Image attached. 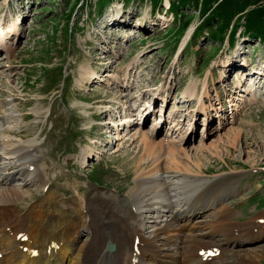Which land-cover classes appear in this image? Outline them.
<instances>
[{"label":"rangeland","instance_id":"374dc122","mask_svg":"<svg viewBox=\"0 0 264 264\" xmlns=\"http://www.w3.org/2000/svg\"><path fill=\"white\" fill-rule=\"evenodd\" d=\"M155 1L0 0V17L5 23L17 17L20 19L19 34L13 39L12 46L15 49L12 55L0 52V117L3 116L0 136L2 129L16 127L14 135L26 141L35 140L33 155L43 175L56 182L63 198L75 197L74 200L87 212L84 218L92 217V210L86 200L93 196V192L97 191L103 196L112 195L115 200L123 201L126 205L127 198L136 190H141V187L145 190L151 186L137 182L134 163L143 160V168L146 169L162 164L158 159L159 149L147 150L140 140L133 141V134L139 130L149 133L152 135L148 138L152 145L165 140L162 139L164 129L152 131L153 118L161 112L166 115L179 110L178 120L184 124L182 145L190 155L193 154V161L182 154L174 161L181 168L189 166L194 175L200 168L203 172L200 179L222 183L214 195H209L208 203H212L213 196L217 200L223 196L224 228H230L234 222L235 229H241L242 232L250 227L252 221L256 222L257 216L264 214V170L261 169L264 168V75L254 77L253 81L247 79V82L254 85L253 94L243 92L247 82L237 88L234 86L238 84V79H244V71L247 72L249 64L253 68L264 65V41L248 35L244 27L249 21L248 11L253 7H264V0H171L175 19L167 27L158 23V12L166 4L162 3L161 6L159 0L156 4ZM216 2L220 3L208 16L209 25H205L208 19L205 20L190 37L183 52L180 49L181 54L176 56L175 49L187 21H190V25H197L204 12ZM198 8L201 17L198 16ZM241 13L245 24L240 22L234 36L231 35V41L219 40L217 35L210 33L212 30H223L222 34H225L226 27L223 26L226 21ZM120 16L130 23L123 29L124 20H114V17ZM142 23L144 26L138 25ZM190 28L193 29V26ZM188 31L181 40L180 48ZM125 34L128 37H124ZM137 58H140L138 64H131L128 68L133 59ZM240 59L248 64L244 66L245 69L237 70L235 67L229 72L224 67L223 61L235 63ZM85 66L96 75L88 82L79 83L81 68ZM222 73H225L224 81H221ZM128 75L133 84L127 89L120 84ZM207 77L209 93L213 97L206 103L213 107L215 96L219 93L224 100L221 110L225 124L219 130L217 119L212 118L209 124L212 134L202 140L204 116H196L191 112L195 101L188 106V103L182 102L181 97L192 80L198 81L202 90ZM161 86L166 89L169 87V96L167 91L162 92L159 96H163V99L165 97L166 101L158 99L155 103L157 95L153 90ZM145 91L149 93L139 103L134 97ZM230 98L237 103V110L233 112L226 108V101ZM123 103L131 109L135 108L130 114H133L132 119L136 121L142 118L147 104H151L154 113L149 115L145 123L124 127L116 135L111 125L107 124L110 115L103 111V107L110 105L117 109ZM219 134L222 137L221 143L218 142ZM118 136L121 139L117 140ZM202 141L208 149L199 153L198 158L194 157V150ZM18 142L17 137H11L6 144L0 143V154L18 146ZM214 144L217 149L213 147ZM171 146L177 147V144ZM154 156H157L155 163L150 161ZM161 156L165 157L166 153L161 152ZM16 178L8 181L0 179V189L24 191L27 196L33 194L32 199L18 203L17 211L20 209L23 213L25 208L21 206L41 200L46 190L42 187L43 182L42 185L38 183L33 174L26 176L24 186L21 180L23 177L18 175ZM89 179H96L101 185ZM198 179V176L179 177L173 180L177 182L171 185L173 189L162 190L165 185L157 187L153 199L161 201L162 206L177 202L180 197L190 195L194 187L189 182ZM140 194L143 197L145 193ZM176 194L183 196L175 197ZM150 195L144 196V199ZM108 202L113 205L111 201ZM136 206L132 207L133 210ZM103 208L107 210L105 205ZM230 208L234 210V217L228 219L232 216ZM158 216L159 213L153 211L143 213L136 220L146 237L152 236L153 230L149 227L152 224L151 227L155 226L154 220H166L164 207L160 208L161 219ZM218 219L219 216L210 209L194 217L191 223L194 222L197 228L189 230L201 234L208 231ZM189 230L184 232L189 234ZM172 232L177 233L175 236L181 235L180 231ZM90 238L89 229H85L79 240L87 242ZM235 243L228 245L229 256L223 257L228 263L236 264L241 257L240 253L234 254L230 249L243 252L249 248L257 254L264 252V239L244 245ZM260 259L258 264H264V254Z\"/></svg>","mask_w":264,"mask_h":264},{"label":"bare ground","instance_id":"6f19581e","mask_svg":"<svg viewBox=\"0 0 264 264\" xmlns=\"http://www.w3.org/2000/svg\"><path fill=\"white\" fill-rule=\"evenodd\" d=\"M162 18L168 20V17L163 15ZM115 19L116 21H119V19L124 20L122 21L124 25L122 29L125 28L126 24H130L121 16L119 18L114 17V20ZM17 20H19V17L11 20L3 36L0 35V52H5L7 54L13 53L14 46H12V41L19 32ZM138 25L144 26L143 23ZM188 30L184 43L182 47L179 48V52L180 49L181 52L183 51L185 43L193 29L189 27ZM123 36L128 37L126 34ZM180 54L181 53H179V55ZM139 59H133L128 65V68L131 67V64H138V61H140ZM223 63L225 64H223L224 67L229 69V72L235 67H237L236 69L238 70L244 69V66H246L243 61L235 63L230 61V64L223 61ZM81 73L82 75L79 83L88 82L96 75L91 72L88 66L82 67ZM260 74H264V66L258 69L257 75ZM255 75V72L244 75V79H238V84L234 87L237 88L242 86L243 82L248 78H254ZM224 77L225 73H222L221 81H224ZM123 79V83L120 85L127 89L131 87L133 82L130 81L129 75L126 80L125 78ZM117 80L118 79H116V81ZM203 84L202 90H200L198 81L192 80L182 94V102L188 103L189 106L192 101H196V105L193 104L194 108L191 112L196 116L197 114H202V116H204V119L207 121L205 128L206 136H208L212 134L211 131H209V124L212 119L210 114L211 110L215 111L222 125L217 129L220 130L224 126L225 120L220 111L216 110L217 108L214 106L212 107V105L209 106L206 103L207 100L209 101L213 97L209 93L208 77ZM156 90H158V99H162L160 101L165 102L166 99L160 97L159 94L167 91L169 96V87L166 89L164 86H161ZM149 91L151 92L152 90ZM149 91H145L143 92L144 94H140L134 98L140 103L145 99ZM230 91L233 90L230 89ZM245 91L246 94L250 91L253 93V88L245 89ZM217 97L218 99L220 98L219 94ZM158 99L156 98L155 101L157 102ZM235 99L237 100V98ZM128 106L129 105L124 104L125 115L116 122H113L112 129H114L116 135H119L120 130L124 127L144 123L148 114L153 113L151 106L147 105L144 109L142 118L136 121L132 119L133 114H130L135 108L131 109L128 108ZM230 106H235L237 110V103H235L234 100H230ZM105 107L106 106L103 108ZM178 112L179 110L171 111L167 118H163L162 125L165 121H168V127L165 129L166 138L165 140L157 142V144L152 145L149 141L152 135L147 132L139 130L135 131L133 134L135 136L133 141L136 139L140 140L147 150L152 151L157 148L159 149L158 159L159 162L162 161V164H157L146 169L143 168V160H138V162L134 163L137 173V182L139 184L141 183V185L150 184L151 186L147 187L145 190H143L142 187L141 190H136L127 198L126 205L123 201L115 200L112 195L103 196L97 191V193L92 191L93 196L86 200V204L89 203L90 209L92 210V217L88 216L85 218L83 215L87 212L82 209L80 206L81 204L79 205L77 201L74 200L75 197L70 199L69 204L67 202L68 200L63 198L59 188L56 186L55 182L52 181V178L43 175L40 168H38V162L33 155L36 141L32 139L26 141L20 138V136L14 135L17 130L16 127L12 129L9 127L2 129L0 143L6 144L11 137H17L19 145L11 149L8 146L9 149H6L7 152L3 155L0 154L1 181L15 180L18 175H21V177H23L21 180L24 181V186L26 176L33 174V177L37 178L36 181L38 183L42 185L43 182V186H47L45 188V195L41 200H34L33 203L31 201L27 203L26 206H21V208H25L23 213L20 209V212L17 211L18 203L32 199L33 194L32 196H27L24 191L12 190L9 188L0 189V264H232L223 260L224 256H229L227 244H231L238 240L236 241L238 244L243 243L242 245H244V243L248 244L259 238H264V228L259 222L251 225V229L248 228L247 231H243L241 234L237 233V228L235 229L236 224L234 222L230 228H224L225 198L221 196L219 197L220 200H217V197L213 196L212 203H208L209 195H214L215 190L220 189L222 183L217 184V180L206 181L205 179H200V176L203 175L202 170L199 168L201 166L200 163V166H198L199 170L196 173L197 175L193 174L189 166H183L181 168L176 164L174 160L179 154L193 161V154L190 155L189 151H186L182 145L184 124L182 125L178 120ZM190 113L189 117L191 119ZM141 119H143V121H141ZM0 121L3 123V116L0 117ZM157 121L158 119L154 120L156 127L159 123ZM218 136V142L221 143L222 137L220 134ZM168 137H173V140L168 139ZM203 137H205L204 134L202 135V140ZM177 138L181 140L176 141L175 139ZM118 139H121V137L117 138V140ZM133 141L132 143H134ZM201 143L199 147L195 148L194 157H197L199 153H203L208 149L207 144H204L205 142L202 141ZM171 144H177V147H172ZM213 147L217 149V145L214 144ZM161 152H165L166 156L159 157ZM1 160L3 162H1ZM150 161H154L155 163L157 161V156H154ZM163 162H165V164H163ZM188 176L199 177L198 180L189 182L190 186L192 185L194 187L190 195L187 194L188 196L181 198L180 196L183 195L176 194L175 197H180L179 200L175 202L176 204H165L163 206L160 205L161 201L158 202L153 199L155 196L154 190L157 187L165 185L162 190L167 188L173 189L171 185L177 184V182H173V180L179 177L188 178ZM227 185L228 184H226V186ZM227 189L228 188H226L224 192H226ZM141 192L142 194L145 193L143 197L140 196ZM147 195L150 196L144 199V196ZM131 196L134 197L132 198ZM159 196L161 195L159 194ZM108 201H111L113 205H109ZM101 203L103 204L102 206ZM135 204H137L138 207L133 210L132 206ZM104 205L107 208L106 211H104ZM159 205L164 207L166 220L161 222L154 220L155 226L151 227L153 226L152 224L149 227V229L153 230L152 236L146 237L136 223L137 217L141 216L143 213L146 214L156 211L159 213L158 218L161 219V207ZM208 209L213 210L216 216H219V219L208 231H203L204 233L201 232V234L192 233V230L190 231L189 229H193L197 225L194 223L191 225V220ZM230 215L232 216L228 219L234 217V210H230ZM147 222L151 221L148 220ZM84 227L91 230V238L87 240V242L81 241L82 239L79 240ZM256 227L257 230L255 232ZM234 229L238 235H235ZM173 230L180 231L179 233L181 235L179 237L175 236L177 233H173ZM184 230H189L191 233L186 234ZM230 231L232 234L229 233ZM221 236L222 238H220ZM136 238L139 241L138 244H135ZM109 243L114 244L115 247L113 250L107 251L105 247ZM172 246L174 247L172 248ZM213 247L219 250V254L210 258V260H203L199 255V251L208 250ZM251 250L252 249L248 248L240 252V249L238 251L230 249L234 254H241L236 264H258L264 252L261 251L260 254H257Z\"/></svg>","mask_w":264,"mask_h":264},{"label":"trees","instance_id":"16d2710c","mask_svg":"<svg viewBox=\"0 0 264 264\" xmlns=\"http://www.w3.org/2000/svg\"><path fill=\"white\" fill-rule=\"evenodd\" d=\"M257 1H259V0H255V2H257ZM219 3L216 2L215 6L213 8L212 7L209 8V10H208L209 13L207 14L206 17L210 16L213 9L216 8ZM232 18H233V16L228 21H226L223 28L227 27L229 25ZM248 20L249 21H247V26H244L245 32H247V34L252 35L254 37H259L261 40L264 41V7H262V6L256 7V8L253 7L251 10H249L248 11ZM207 21H208L207 23H209V19ZM237 21H238V19L235 20L234 25L237 24ZM234 31H235V29H234ZM222 32H223V30L219 31V33L217 34V38H223Z\"/></svg>","mask_w":264,"mask_h":264},{"label":"water","instance_id":"95a60500","mask_svg":"<svg viewBox=\"0 0 264 264\" xmlns=\"http://www.w3.org/2000/svg\"><path fill=\"white\" fill-rule=\"evenodd\" d=\"M108 247H109V248H112V247H113V245H109Z\"/></svg>","mask_w":264,"mask_h":264}]
</instances>
